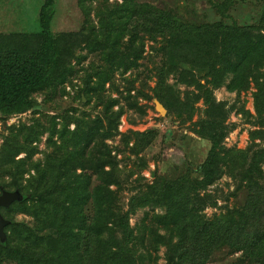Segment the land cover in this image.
<instances>
[{
    "label": "rangeland",
    "instance_id": "1",
    "mask_svg": "<svg viewBox=\"0 0 264 264\" xmlns=\"http://www.w3.org/2000/svg\"><path fill=\"white\" fill-rule=\"evenodd\" d=\"M52 1L53 15L49 27L53 36L70 30L78 31L85 25L86 32L95 34L88 42L74 45L71 52L65 50L66 59L57 64L56 72L51 70L54 69L52 67L48 69L46 74L50 80L42 83L41 87L24 94L22 99L0 103V186L2 190L19 191L29 197L24 206L13 204L2 209L1 214L9 223L31 228L37 225L29 214L34 198L44 187L48 191L55 186L57 180H53V175L62 177L61 172L71 168L78 151V146L73 147L72 143L76 140L74 131L78 129V122L84 121L93 126L97 118L105 127L116 124L113 134L104 140L106 146L97 153V159H105L100 161L103 173L114 175L115 184L109 186L124 209H127L131 194L139 192L142 184L151 183L157 177L185 175L201 179V165L210 148V140L197 132L201 120L209 123V126L218 125V130L223 134L221 145L234 149L225 158L226 162L220 165V173H215L213 182L204 191H199V196L209 194L213 200H199L204 205L201 212L205 218L225 215L229 209L249 204L255 188L263 196L264 77L253 79L249 76L247 87L233 89L229 88L232 78L228 76L224 84L212 88L211 96L216 103H223L224 107L221 112H215L216 116L210 122L204 113V102L210 88L207 80L211 77L204 71L181 63L179 66L192 71L195 80L202 86H185L180 82L182 78L178 72L167 74L161 81L173 89L172 106H163L166 111L161 114L157 110V103L162 104L165 100L161 97L164 85L159 84L160 75L156 69L168 55L162 48V44L165 45L163 38L158 37L157 42L144 38L136 64L123 69L124 65L118 67L119 64L130 60L134 54L123 56V61L118 62V58L112 55L119 50L125 53V49L121 43L116 44L118 49L112 47L116 32L109 36L106 33L111 30L108 24L113 21L110 13L123 0H84L88 14L86 18L79 0ZM142 1L174 14L187 25L218 22L257 28L264 11V0ZM42 3L43 0H0V34H36ZM179 29L183 28L179 26ZM20 48V45H13L12 48L0 45V57L6 59L8 52ZM3 61L0 60V95L4 84L1 82L9 70L6 60ZM260 68L264 72V60ZM104 74H107V80L103 82V89L95 92V84ZM130 82L133 87L128 91ZM129 102H135V106H129ZM137 133L150 134V141L141 143ZM91 149L88 146L86 154L83 151L84 168H76V174L83 173L85 169H90L89 173L93 170L94 159L91 162L86 159L94 156ZM225 154L222 153V156ZM228 158L235 161L233 171L227 168ZM96 183L93 175L88 190ZM52 198L57 202L55 193L48 196V200ZM46 202L47 197L36 213L49 219L55 216V227L59 226L64 215L62 207L57 206L55 210L54 204ZM255 208L259 213H264V202L258 203ZM151 210L161 212L157 207L140 208L129 216L130 226L139 225L144 212ZM91 213L92 205L88 202L83 205L81 215L89 220ZM52 229L43 228L38 234L45 236L51 233L55 236ZM158 229L155 227V230ZM147 231L153 233L149 229ZM159 232L163 233V230L159 229ZM147 238L157 239L154 234H149ZM148 249L150 258L146 256L145 264H171L168 261L170 252L163 246ZM12 250L15 251V248L12 247ZM141 252V249L137 250V254ZM5 253L8 251H0L4 264H19L15 257L5 258ZM241 256V251L233 252L230 246L224 245L214 252L206 264H251L246 256H242L241 261Z\"/></svg>",
    "mask_w": 264,
    "mask_h": 264
},
{
    "label": "trees",
    "instance_id": "2",
    "mask_svg": "<svg viewBox=\"0 0 264 264\" xmlns=\"http://www.w3.org/2000/svg\"><path fill=\"white\" fill-rule=\"evenodd\" d=\"M78 2L86 18L85 1ZM52 5V0H43L38 13L39 31L36 34H0V45L10 48L13 45L21 46L19 50L8 52L6 59L0 57L1 62L6 60L9 68L1 82L4 84L1 87L0 103L22 99L24 94L41 87L42 83L50 80L46 74L48 69L52 67L54 69L51 70L56 72L57 64L66 59L65 50L71 52L74 45L93 39L95 33L86 32V25L78 31L70 30L53 36L49 27L53 15ZM110 17L113 20L108 24L111 30L106 33L109 36L116 32L112 47L118 49L116 44L121 43L125 49V53L119 50L112 56L120 62L123 56L134 54L118 67L124 65L123 69H127L130 64H136L144 38L157 42V38L161 37L165 42L162 48L168 55L165 62L156 69L160 75L159 81L169 73L178 72L182 84L201 88L193 72L179 66L181 63L191 65L200 72L204 71L211 77L207 80L210 88L204 102V113L208 121L214 120L215 112H221L224 107L223 103H216L211 96L212 88L224 84L228 76L232 78L229 88L233 89L247 87L249 76L253 79L264 77L260 68L264 60V11L257 28L218 22L187 25L174 14L142 0H123L121 4L117 3ZM179 26L183 29H179ZM106 75H100V81L96 82L93 89L95 92L103 89ZM132 82L129 83L128 91L133 87ZM159 84L164 85V89L161 86L164 90L161 97L165 99L162 104L171 108L173 89L168 83L161 81ZM128 104L135 106V102ZM98 120L93 121V126L84 121L78 122V129L74 131L76 140L72 141L73 147L78 146V151L73 163L70 162L71 168L61 172L62 177L53 175V180H57L55 186L48 191L43 186L44 190H39L40 194L36 195L31 205L29 214L37 225L31 228L11 222L4 227L5 237L0 239V251H8L4 254L5 258L15 257L19 264H145L146 256L150 258L148 248L163 246L170 252L168 261L171 264H206L217 249L228 245L233 252L241 251L242 256H246L251 264H264V213H259L255 208L258 203L264 202V194L261 196L257 188L249 204L229 209L225 215H214L208 219L201 212L204 205L199 200H213L209 194L199 196V191H204L213 182L215 173H220V165L226 162L225 158L234 150L221 145L223 134L218 130V125L209 126V123L199 121L201 127L197 132L210 140L207 157L201 165V179L185 175L157 177L151 183L142 184L139 192L131 194L127 209H124L118 203L119 197L109 186L115 184L114 175L103 173L100 161L105 159H97V153L106 146L104 140L113 134L116 124L112 122L113 125L105 127ZM137 135L143 144L150 141V134ZM88 146L92 148L94 156L86 159L90 162L94 159L92 163L95 166L91 173L88 172L90 169H85L83 173L76 174V168H84L82 159ZM83 151L85 154H82ZM222 153H226L225 156ZM234 164L232 158L227 159L229 171L234 170ZM93 175L97 183L88 190ZM52 193L58 197L57 202L55 198L48 200ZM19 194L21 197L7 207L13 204L24 206L27 203L29 197L21 192ZM46 197V203L54 204L55 210L57 206L63 209L64 215L59 226L55 227V216L49 219L48 216L41 217L36 213ZM88 202L92 205L89 220L81 215L83 205ZM148 206L157 207L161 212H144L139 220L141 225L130 226L129 216ZM4 208L1 207L0 212ZM47 227L53 228L55 236L51 233L39 236L38 232ZM155 227L162 229L163 233L159 229L155 230ZM148 229L153 233H149ZM149 234H154L157 239L149 240ZM138 249L143 252L137 254ZM3 262L0 259V264Z\"/></svg>",
    "mask_w": 264,
    "mask_h": 264
},
{
    "label": "water",
    "instance_id": "3",
    "mask_svg": "<svg viewBox=\"0 0 264 264\" xmlns=\"http://www.w3.org/2000/svg\"><path fill=\"white\" fill-rule=\"evenodd\" d=\"M157 110L159 113H165L166 109L161 103H157ZM21 196L17 191L2 190L0 186V208L7 207L13 200L19 199ZM9 223V220L5 219L0 212V239L3 240L5 237L4 227Z\"/></svg>",
    "mask_w": 264,
    "mask_h": 264
}]
</instances>
